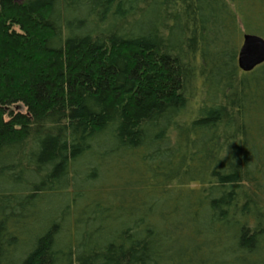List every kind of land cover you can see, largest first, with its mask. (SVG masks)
<instances>
[{"label":"trees","instance_id":"16d2710c","mask_svg":"<svg viewBox=\"0 0 264 264\" xmlns=\"http://www.w3.org/2000/svg\"><path fill=\"white\" fill-rule=\"evenodd\" d=\"M244 34L264 0H0V264H264Z\"/></svg>","mask_w":264,"mask_h":264},{"label":"water","instance_id":"95a60500","mask_svg":"<svg viewBox=\"0 0 264 264\" xmlns=\"http://www.w3.org/2000/svg\"><path fill=\"white\" fill-rule=\"evenodd\" d=\"M238 68L250 72L264 63V39L254 34H244L237 52Z\"/></svg>","mask_w":264,"mask_h":264},{"label":"rangeland","instance_id":"374dc122","mask_svg":"<svg viewBox=\"0 0 264 264\" xmlns=\"http://www.w3.org/2000/svg\"><path fill=\"white\" fill-rule=\"evenodd\" d=\"M19 1V0H18ZM191 108V107H190Z\"/></svg>","mask_w":264,"mask_h":264}]
</instances>
